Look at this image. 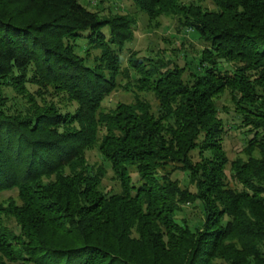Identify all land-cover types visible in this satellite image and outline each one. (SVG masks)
<instances>
[{"label": "trees", "instance_id": "1", "mask_svg": "<svg viewBox=\"0 0 264 264\" xmlns=\"http://www.w3.org/2000/svg\"><path fill=\"white\" fill-rule=\"evenodd\" d=\"M132 3L191 29L197 58L137 56L126 48L129 14L0 0V194L19 198L0 202V264H264V0ZM121 80L151 92L157 109L137 96L104 106ZM8 89L24 99L19 108ZM226 92L238 117L228 127L217 105ZM230 129L243 140L231 162ZM95 144L117 191L84 161ZM193 202L202 223L192 227L175 214Z\"/></svg>", "mask_w": 264, "mask_h": 264}, {"label": "rangeland", "instance_id": "2", "mask_svg": "<svg viewBox=\"0 0 264 264\" xmlns=\"http://www.w3.org/2000/svg\"><path fill=\"white\" fill-rule=\"evenodd\" d=\"M196 2L201 6H204L208 9H212L213 5L211 0H178V3L187 4L189 2ZM89 9L97 10L101 13H107V10L112 9L113 12H118L121 14H129L134 17L135 27H134V38L130 43L126 45L127 49L134 50L137 53V56H146V57H162L165 60L172 59L177 62L179 65L185 63V59L194 60L199 55V50L201 48V43L198 39V36L194 34L191 29H185L178 26L176 22V17H174L169 12H161L157 16L148 17L147 14L139 10L136 7L132 0H80ZM126 49V50H127ZM127 56L128 53H124L122 65L127 66ZM186 66V65H185ZM190 64H187L186 67H190ZM133 77H136L135 72L130 69ZM125 80L120 81V85L104 99L103 105L106 107H114L115 104L121 103H132L134 96H137L141 100H145L151 105V108L155 111L158 106L157 100L151 92L147 91H138L131 88L128 84L127 87L123 88L125 85ZM129 87V88H128ZM32 88L31 90H33ZM6 93L9 94L10 100L9 104L11 108H19L24 104V99L14 93L13 90L8 89ZM46 99L53 101L54 104L61 106V108L68 109L71 108V105H66L65 98L54 95L53 93H46ZM217 101L218 105V116L223 118L226 122V127L229 124L238 121V117L234 110H232L233 105L229 100L228 93H223ZM12 108V109H13ZM243 145L242 135L238 130H231L225 135L224 149L227 154L228 161L235 159L236 157L243 156L241 153V146ZM84 161L92 167L99 166L103 167L106 170L104 177L102 178V186L105 190L117 191L119 190V184L117 180L113 179V173L110 169L109 163L105 161L103 156L99 154L98 145L95 144L91 148L87 149L85 152ZM131 178L136 180L137 174L133 168H130ZM229 177V163L227 164L226 173ZM187 174L181 171H175L172 178H176L181 185H186ZM231 180V178L229 177ZM191 189V188H190ZM17 191L9 190L0 194V202L5 201L7 198H12L16 204H19V198ZM202 210L201 206L196 202L186 203L181 206V210L175 214V217L180 221L185 219L190 225H197L202 223ZM7 224L12 228L15 225L11 219L5 218Z\"/></svg>", "mask_w": 264, "mask_h": 264}]
</instances>
